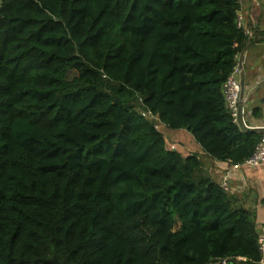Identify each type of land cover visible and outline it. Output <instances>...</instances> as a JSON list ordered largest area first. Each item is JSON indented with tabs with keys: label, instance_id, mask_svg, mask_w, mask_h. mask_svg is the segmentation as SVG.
I'll list each match as a JSON object with an SVG mask.
<instances>
[{
	"label": "trees",
	"instance_id": "obj_1",
	"mask_svg": "<svg viewBox=\"0 0 264 264\" xmlns=\"http://www.w3.org/2000/svg\"><path fill=\"white\" fill-rule=\"evenodd\" d=\"M239 1L0 0V264H259L255 210L142 114L252 154L222 92Z\"/></svg>",
	"mask_w": 264,
	"mask_h": 264
},
{
	"label": "crops",
	"instance_id": "obj_2",
	"mask_svg": "<svg viewBox=\"0 0 264 264\" xmlns=\"http://www.w3.org/2000/svg\"><path fill=\"white\" fill-rule=\"evenodd\" d=\"M239 12L252 32L236 56L241 68L242 95L245 107L240 131L259 130L264 133V0H240ZM191 139V137H188ZM193 142V141H192ZM194 144V143H193ZM201 165L200 173L214 182L227 185L225 191L237 196L239 203L255 210L256 229L264 222V164L244 167L228 160H216L194 144ZM225 181V182H224ZM264 260V256H263Z\"/></svg>",
	"mask_w": 264,
	"mask_h": 264
},
{
	"label": "built area",
	"instance_id": "obj_3",
	"mask_svg": "<svg viewBox=\"0 0 264 264\" xmlns=\"http://www.w3.org/2000/svg\"><path fill=\"white\" fill-rule=\"evenodd\" d=\"M235 21L237 27L242 29L247 35V39L250 38L252 32L249 28L246 27L243 15L240 12H237ZM240 74L241 68L239 67L238 63H236L232 73L227 77V79L222 85L225 107L231 117L232 122L235 123L237 126L241 125L242 112L246 105L242 95V84ZM142 114L148 117L149 119L154 118L152 113L148 110L142 111ZM170 148L175 149V143H171ZM262 164H264V133L257 141L252 154L248 158H246L242 163H238L237 165H241L244 167H258ZM225 184L226 182L222 183L221 185L224 189L227 188V185ZM257 243L259 252L261 254L259 264H264V222L261 225L260 230L257 231ZM244 259L245 258H243L242 256H236L234 258L225 257L210 261L208 264H242V261H244Z\"/></svg>",
	"mask_w": 264,
	"mask_h": 264
},
{
	"label": "rangeland",
	"instance_id": "obj_4",
	"mask_svg": "<svg viewBox=\"0 0 264 264\" xmlns=\"http://www.w3.org/2000/svg\"><path fill=\"white\" fill-rule=\"evenodd\" d=\"M150 120L153 122L155 127L163 134L167 147H170L171 143H175V148L178 149L181 152V154L186 155L188 153L193 152L194 144L198 145L193 139L190 132H188L187 130L182 128L181 129L169 128L163 123H161L156 117ZM188 137H191V139H188Z\"/></svg>",
	"mask_w": 264,
	"mask_h": 264
}]
</instances>
